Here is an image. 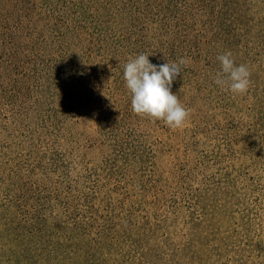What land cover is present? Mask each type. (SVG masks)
I'll return each mask as SVG.
<instances>
[{"label": "rangeland", "instance_id": "obj_1", "mask_svg": "<svg viewBox=\"0 0 264 264\" xmlns=\"http://www.w3.org/2000/svg\"><path fill=\"white\" fill-rule=\"evenodd\" d=\"M209 5L229 14L195 27L212 31L217 43L194 71L185 67L177 96L190 116L176 130L154 120L138 131L139 144L124 153L133 187L113 185L112 199L88 203L97 229L87 238L96 240L87 244L95 247L89 264H264V0ZM228 51L251 72L244 95L214 83L217 56ZM11 106L0 97V264H76L62 226L45 237L30 230L23 214L63 187L65 170L56 168L58 146L36 127L39 120L21 119ZM71 122L80 140L97 128L91 113ZM90 143H81V154L98 160L104 152ZM85 247H78L81 256Z\"/></svg>", "mask_w": 264, "mask_h": 264}, {"label": "trees", "instance_id": "obj_2", "mask_svg": "<svg viewBox=\"0 0 264 264\" xmlns=\"http://www.w3.org/2000/svg\"><path fill=\"white\" fill-rule=\"evenodd\" d=\"M210 1L220 4V0H0V97L11 101L15 116L39 120L36 127L58 146L61 159L56 168L65 170L63 187L59 184L50 200H36L23 214L30 230L45 237L62 226L67 254L76 256V264H89L88 254L95 249L87 247L96 242L87 238L97 230L87 215L88 203L101 205L112 199L113 185L133 187L124 153L137 147L138 131L154 121L132 111L124 65L139 54L149 55L154 65L186 58L187 65L181 66V75L172 84L177 95L188 78L190 70L185 67L194 71L217 43L212 31L199 34L195 27L202 18L218 24L219 12L229 14L216 12ZM66 112L63 121L58 120ZM90 113L97 128L92 137L82 135L80 140L71 120ZM84 141L103 150L102 157L84 158ZM72 172H78L76 178ZM83 245L81 256L78 247Z\"/></svg>", "mask_w": 264, "mask_h": 264}, {"label": "clouds", "instance_id": "obj_3", "mask_svg": "<svg viewBox=\"0 0 264 264\" xmlns=\"http://www.w3.org/2000/svg\"><path fill=\"white\" fill-rule=\"evenodd\" d=\"M148 57L147 54H139L124 65L123 78L131 96L132 111L152 120H162L173 130L182 128L190 110L172 92V84L188 60L182 57L178 62L154 65ZM217 60L220 70L214 77V83L234 95L246 94L251 84L249 68L245 64L237 66L230 51L218 55Z\"/></svg>", "mask_w": 264, "mask_h": 264}]
</instances>
